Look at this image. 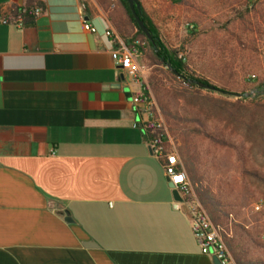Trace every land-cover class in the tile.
<instances>
[{
    "label": "crops",
    "instance_id": "1",
    "mask_svg": "<svg viewBox=\"0 0 264 264\" xmlns=\"http://www.w3.org/2000/svg\"><path fill=\"white\" fill-rule=\"evenodd\" d=\"M121 15L0 0V264H216L150 146L143 81L113 60L106 31L134 35Z\"/></svg>",
    "mask_w": 264,
    "mask_h": 264
},
{
    "label": "rangeland",
    "instance_id": "2",
    "mask_svg": "<svg viewBox=\"0 0 264 264\" xmlns=\"http://www.w3.org/2000/svg\"><path fill=\"white\" fill-rule=\"evenodd\" d=\"M248 1L140 0L142 10L164 40L180 50L179 57L197 75L234 93H243L245 81L251 85L248 93L254 94L248 97L255 101H243L236 106L237 99L243 97L212 90L203 94L219 100L217 107L209 109L203 102L179 93L177 108L187 118L181 123L182 128L191 129L189 141L199 177L231 212L228 226L233 230L229 235H236L235 222L245 225L246 229L238 232L243 235L246 256L251 264H264V184L251 175V172L264 174V87L252 89L264 80V18L261 11L247 10ZM111 7L122 12L121 22L131 31L116 0H111ZM136 41L141 43L142 52L140 79L163 123L164 142L179 155L185 168L180 155L184 138L171 132L153 85L154 80L165 96V92L179 89L181 80L166 66L148 65L142 51V47L147 50L148 42L144 38ZM192 117L198 121L191 122ZM191 187V198L201 203L192 182ZM183 208L188 212L186 206ZM231 256L238 264L232 252Z\"/></svg>",
    "mask_w": 264,
    "mask_h": 264
},
{
    "label": "trees",
    "instance_id": "3",
    "mask_svg": "<svg viewBox=\"0 0 264 264\" xmlns=\"http://www.w3.org/2000/svg\"><path fill=\"white\" fill-rule=\"evenodd\" d=\"M116 1L118 3V6L123 9L126 15L127 25L131 28V31H135V34L131 39L125 38L126 43L130 47H133L135 45L136 40L144 38L148 42V48L146 50L144 47H142V51L145 52V58L148 65L166 66L177 79L181 80L179 89L175 88V92L173 90H169L168 92H165V96L162 93V89L159 88L158 83L153 80L154 89L158 95L161 107L165 113L171 132H173V134H175V136L177 137L179 136L180 138H184L185 145L184 147H181L180 155L184 162L189 178L196 189L199 200L207 210L209 217L214 223V225L217 226L223 233L236 262L238 264H251V260H249V258H247L246 256V247L242 242L243 235L238 232V230H245V225L235 222L234 225L236 229V235H229V232L233 230L231 226H228V220L229 218L231 219V212L229 209L226 208L223 202L214 194L212 188L209 185L204 184L202 178L199 177L196 167L193 163V155L191 148L192 146L190 145L189 141L191 129L184 130V128H182L183 126H181V123L187 120V118H185L184 115L180 114L179 109L177 108L179 103L177 94L179 93L189 95L192 101L203 102L204 106L207 105L209 109L217 107V103H219V100L203 94V91L213 92L212 90L203 88L195 83H191L184 77L196 79L211 85L214 84H212L208 79L197 75L190 68L187 62H185V59L179 57L180 50L173 48L166 42V40H164L159 29L156 27L153 20L144 10H142L141 17L143 18L146 26L149 28V31L152 34V38H148L147 35L139 27L136 18L130 8L128 0ZM247 4L248 5L246 8L248 11H261L263 12L262 14L264 18V0H249ZM261 6L262 10L260 9ZM216 87L219 88L218 86ZM261 87H264V80L252 86V89ZM250 89L251 85L249 84V82L245 81V84L242 86V92L248 93ZM221 90L227 91L225 88H222ZM243 101H255V99H252L248 96L238 98L234 105L237 106ZM189 120L191 122L198 121L197 118L193 117L189 118ZM251 175H254L260 182L264 184V174L258 172H251Z\"/></svg>",
    "mask_w": 264,
    "mask_h": 264
},
{
    "label": "built area",
    "instance_id": "4",
    "mask_svg": "<svg viewBox=\"0 0 264 264\" xmlns=\"http://www.w3.org/2000/svg\"><path fill=\"white\" fill-rule=\"evenodd\" d=\"M23 12H26V10ZM31 12L35 15H40L42 13V8L35 7ZM1 22H12L19 27L24 25L22 17H18L14 20L3 18ZM85 28L90 31L95 30L89 23H85ZM106 35L110 37V41L113 44L112 57L115 63L122 68L128 76L141 81L140 76L143 72L139 62V58L142 54L141 43L136 41L135 45L130 47L121 35L113 29H108ZM255 77V75H252V79H255ZM142 86L141 92L135 94L132 100L135 104L142 105V111L147 113L148 119L143 121V125L150 134V146L163 163L168 183L173 184L171 189H177L182 197V201H175V206L179 209H184V206L188 208V212L184 210L191 217L195 239L199 243L204 254L217 258L219 261L218 264H235L223 233L214 225L201 203L197 199L191 198L192 187L188 174L179 155L169 150L166 146L164 142L163 123L154 111V103L143 82ZM257 208H259V206H257Z\"/></svg>",
    "mask_w": 264,
    "mask_h": 264
},
{
    "label": "water",
    "instance_id": "5",
    "mask_svg": "<svg viewBox=\"0 0 264 264\" xmlns=\"http://www.w3.org/2000/svg\"><path fill=\"white\" fill-rule=\"evenodd\" d=\"M129 2V5H130V8L136 18V21L139 25V27L141 28V30L147 35L148 38H152V34L151 32L149 31V28L146 26L143 18L141 17V14H142V4L140 2V0H128ZM184 77V76H182ZM185 79H187L189 82L191 83H195L203 88H206V89H209V90H218V91H222L224 93H228L230 95H234V96H237V97H245V96H251L254 94V92H250V93H234V92H229V91H225V90H221L220 88H217L216 86L214 85H211V84H207V83H204L202 81H199V80H196V79H191V78H187V77H184ZM169 186L170 188L173 187V184L169 183ZM173 197L175 198V200L177 201H182V197L180 195V193L178 192L177 189H174L173 191ZM67 220H71L70 218H67ZM91 244V243H89ZM215 262L216 264L219 263V261L217 260V258H215Z\"/></svg>",
    "mask_w": 264,
    "mask_h": 264
}]
</instances>
